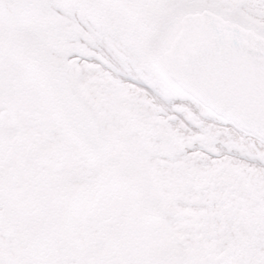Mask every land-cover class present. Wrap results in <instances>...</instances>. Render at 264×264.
I'll return each mask as SVG.
<instances>
[{"label": "snow or ice", "instance_id": "1", "mask_svg": "<svg viewBox=\"0 0 264 264\" xmlns=\"http://www.w3.org/2000/svg\"><path fill=\"white\" fill-rule=\"evenodd\" d=\"M0 264H264V0H0Z\"/></svg>", "mask_w": 264, "mask_h": 264}]
</instances>
